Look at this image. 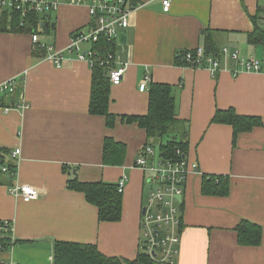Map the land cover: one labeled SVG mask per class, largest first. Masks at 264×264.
<instances>
[{
  "label": "crops",
  "instance_id": "0c3cea01",
  "mask_svg": "<svg viewBox=\"0 0 264 264\" xmlns=\"http://www.w3.org/2000/svg\"><path fill=\"white\" fill-rule=\"evenodd\" d=\"M130 1L137 8L115 38L116 64L128 68L121 84L111 87L110 110L146 114L149 90L140 91V83L148 74L151 81L173 85L181 125L172 135L188 142V158L198 164L179 206L181 241L174 264H264V123L239 133L234 143L232 126L211 122L217 109L228 108L264 122V71L212 75L177 59L181 50L204 46L211 32L218 47L237 48L264 68V43L249 40L255 30L252 16L260 7L264 28V0H172L169 12L161 0ZM89 21L86 5L61 3L52 12L53 32L40 41L64 49ZM36 47L30 33L0 32V83L18 79L16 92L0 99V153L9 152L3 160L13 167L0 171V223L9 221L13 228L12 244L0 250V264H53L57 240L94 243L105 255L135 259L148 182L135 162L146 133L121 121L108 128L104 116L89 112L92 68L74 53L58 67L46 48L37 55ZM24 102L30 107L4 110ZM107 136L126 143L123 165L103 164ZM204 175H224L228 192L205 194ZM73 177L112 183L126 177L122 219L100 221L96 206L68 187ZM20 184L34 186L38 198L26 202L13 194ZM242 220L262 226L259 244L240 243Z\"/></svg>",
  "mask_w": 264,
  "mask_h": 264
},
{
  "label": "trees",
  "instance_id": "16d2710c",
  "mask_svg": "<svg viewBox=\"0 0 264 264\" xmlns=\"http://www.w3.org/2000/svg\"><path fill=\"white\" fill-rule=\"evenodd\" d=\"M52 12L53 11L49 13H39L30 11L23 16L20 11L5 10L0 14V32L25 31L31 35L38 34L41 36H49L53 32V29L51 25L47 27L46 23H52ZM260 12H262L261 7L258 9V15L252 16V20L255 23V30L249 34V40L254 45L264 43V28L260 25V20L262 19ZM81 30L82 28L76 31ZM35 44H37V47L34 49L35 54H43L44 50L42 49L44 48L40 46V43ZM93 47L104 55L115 53L116 41L115 39H108L105 36H101L97 42L93 43ZM203 47L206 54L215 55L221 53L222 49V47H218L215 44L211 32H208ZM92 71L89 103V112L91 114L104 116L108 128H113L118 121L127 124L136 123L146 133V145L156 147L155 143H157L160 156L165 159L177 161L185 154H188V142L179 140L176 136L172 135L176 128L181 125V121L177 115L176 96L173 85L150 81L148 87L149 99L147 113L143 115H117L110 110L112 84L109 79L108 66L97 64L92 67ZM211 122L232 126L234 131V143L239 133L250 131L252 128L264 123L260 116L241 114L234 108L217 109ZM178 150L181 151V154L177 153ZM4 153L6 154L9 152L6 150L2 151V153H0V161L7 164L9 171H12V165H9L3 160ZM126 155L127 145L125 142L117 140L112 136L106 137L102 156L104 165H123L126 161ZM227 183L228 181L225 179L224 175H204L203 191L205 194L220 195L221 193L223 195L228 192L229 188ZM67 185L71 190L83 193L86 201L96 206L100 221L118 222L122 219V196L124 191H119L117 183L106 181H81L79 178L73 177L68 179ZM0 224H3V222ZM237 230L241 244L256 245L262 241L263 228L259 224L249 220H242ZM10 236V233L0 230V250L8 248L12 244V237ZM53 264L166 263L156 262L148 255L144 254L140 248L136 258L129 259L105 255L94 243L57 240L54 244Z\"/></svg>",
  "mask_w": 264,
  "mask_h": 264
},
{
  "label": "built area",
  "instance_id": "2783aa9c",
  "mask_svg": "<svg viewBox=\"0 0 264 264\" xmlns=\"http://www.w3.org/2000/svg\"><path fill=\"white\" fill-rule=\"evenodd\" d=\"M61 3L86 5L90 15L88 27L81 31H75L70 43L64 49H57L53 44L41 42V35L38 34H32L33 42L40 43L41 47L46 48L49 51L48 58L58 67L63 65L67 53H74L79 61L87 63L91 68L97 64L108 66L111 84H121L128 64H116L115 53L101 54L93 47V43L97 42L101 36L115 39L118 29L128 26V17L137 8L130 0H0V14L5 10L20 11L23 16L30 11L49 13L56 10ZM161 4L163 11L169 12L172 0H161ZM177 59L186 66L206 68L212 75L222 71L231 72L234 76L244 72L264 71L259 59L246 57L239 49L228 46H223L218 55L206 54L203 46L181 50L177 54ZM150 81L151 76L148 74L140 83V91L148 90ZM17 83V78L1 82L0 99L8 94H14ZM16 107L26 109L30 105L24 102L14 106H5L4 110L9 112ZM177 153L181 154V151L178 150ZM18 154H20V149L12 153L14 157ZM135 167L145 170L147 181L155 185L147 195V203L143 207L144 213L142 210L140 249L156 262L174 264L181 241L182 217L179 206L182 199L179 197L183 196L188 176L191 173L199 172L198 164L191 162L188 154L177 161L165 159L160 156V153L156 157L155 147L146 145L142 149ZM0 170L8 172L9 167L0 161ZM126 181V177H122L117 182L120 192L124 191ZM11 192L26 202L35 200L39 196L38 190L30 184L16 185L11 189ZM0 230L11 234L13 228L9 221H3V224H0Z\"/></svg>",
  "mask_w": 264,
  "mask_h": 264
},
{
  "label": "rangeland",
  "instance_id": "374dc122",
  "mask_svg": "<svg viewBox=\"0 0 264 264\" xmlns=\"http://www.w3.org/2000/svg\"><path fill=\"white\" fill-rule=\"evenodd\" d=\"M88 47V46H87ZM228 47H230V46H228ZM231 48V47H230ZM155 145H156V147H158V144L157 143H155ZM159 154V150H158V148H155V155H156V157H157V155ZM147 185H146V199H145V204L147 203V195H148V192L150 191V189H152V188H154L155 187V185H153V184H150V183H146ZM140 237H141V239H142V231H141V229H140Z\"/></svg>",
  "mask_w": 264,
  "mask_h": 264
},
{
  "label": "water",
  "instance_id": "95a60500",
  "mask_svg": "<svg viewBox=\"0 0 264 264\" xmlns=\"http://www.w3.org/2000/svg\"><path fill=\"white\" fill-rule=\"evenodd\" d=\"M50 25H51V28H52V29L55 28V23H54V22H52V23L47 22V23H46V26H47V27L50 26ZM181 198H182V196L179 197V199H181ZM143 213H144V209H143Z\"/></svg>",
  "mask_w": 264,
  "mask_h": 264
},
{
  "label": "bare ground",
  "instance_id": "6f19581e",
  "mask_svg": "<svg viewBox=\"0 0 264 264\" xmlns=\"http://www.w3.org/2000/svg\"><path fill=\"white\" fill-rule=\"evenodd\" d=\"M138 159V158H137ZM137 161V160H136ZM136 163V162H135ZM143 172H145V170H142ZM147 182V181H146ZM148 183V182H147Z\"/></svg>",
  "mask_w": 264,
  "mask_h": 264
}]
</instances>
